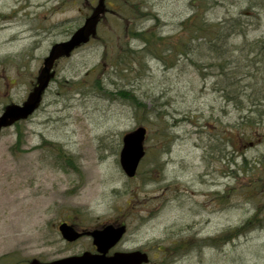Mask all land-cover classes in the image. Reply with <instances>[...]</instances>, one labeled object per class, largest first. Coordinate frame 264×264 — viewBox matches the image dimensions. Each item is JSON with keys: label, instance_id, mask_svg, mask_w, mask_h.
<instances>
[{"label": "rangeland", "instance_id": "1", "mask_svg": "<svg viewBox=\"0 0 264 264\" xmlns=\"http://www.w3.org/2000/svg\"><path fill=\"white\" fill-rule=\"evenodd\" d=\"M87 1L0 0V115L29 101L51 47L89 17ZM93 1L88 43L55 56L37 111L0 132V264L90 251L88 236L62 240L63 222L77 230L124 224L110 253L140 250L148 264H264V127H240L243 112L213 87L217 72L203 69L202 77L174 53V45L190 42L181 24L194 12L191 0H105L102 9ZM216 1L208 22L237 16L247 4ZM247 15L246 36L228 42L238 54L264 35V15ZM144 30L168 42L169 52L142 51L134 37ZM124 47L141 51L139 61H119ZM238 54L231 57L237 68ZM237 77L240 86L253 83ZM119 90L133 91L143 107L136 112ZM140 126L146 153L128 179L121 139Z\"/></svg>", "mask_w": 264, "mask_h": 264}, {"label": "trees", "instance_id": "2", "mask_svg": "<svg viewBox=\"0 0 264 264\" xmlns=\"http://www.w3.org/2000/svg\"><path fill=\"white\" fill-rule=\"evenodd\" d=\"M190 5L191 9H194V12L181 24V29L186 32V38L190 42L174 45V53L179 55V58H187L202 77L207 75L202 71L203 69L213 68V71L217 72L215 74L216 81L213 83L214 89L221 93L222 99L233 104L237 110L243 112L239 117L241 119L239 126L253 131V133L258 132L262 126L264 127V35L253 41H246L241 44L239 46V54L231 48L228 42L234 36L241 35L243 38L246 36V27L249 21L245 19L252 17L247 15L248 13L254 11L256 16L260 14L264 15V0H247L244 12H241L237 16L224 17L222 20L215 22H208L206 14L219 6L218 1L191 0ZM134 38L144 43L142 48L144 52L159 55L160 57L164 56L163 53L165 51L169 52L168 42L152 34L150 30L137 32ZM197 41H199L198 44L192 43ZM140 52L124 47L123 53L125 55L118 54L119 58L117 59L123 58L121 61L127 63L131 58L133 61L135 59L138 62L141 57ZM237 54L242 56L239 63L244 61L239 68L234 65L237 61L231 59V57ZM203 60H205V66L199 64ZM117 61L114 66L118 68L119 64ZM237 76H241L242 78L249 77L250 80H253V83L251 84L249 80L248 83L250 84L246 87L240 86ZM95 82L98 88H102V84L98 79ZM104 92L112 96V93L107 90ZM117 94L135 107L136 112L139 110V107H143L133 91L119 90ZM14 125L18 126L19 123H15ZM240 136H247V134L241 131ZM21 137V133L18 132V143L21 141ZM60 151L61 154L63 153V158L66 159L65 162L71 161L70 157L61 148ZM257 163L261 164L262 162L257 160ZM247 164L246 160L243 159L241 168L247 171ZM262 182V178H259L258 182L254 181L256 188H259V186L263 187ZM256 217L253 215L239 229L253 224L256 221L254 220Z\"/></svg>", "mask_w": 264, "mask_h": 264}, {"label": "water", "instance_id": "3", "mask_svg": "<svg viewBox=\"0 0 264 264\" xmlns=\"http://www.w3.org/2000/svg\"><path fill=\"white\" fill-rule=\"evenodd\" d=\"M103 2L104 0H100L98 4V7L101 9L103 8ZM96 15H92L90 18L86 19L84 24L76 29L68 40L51 47L48 56L43 61L44 72H42L41 77L43 81L41 82L40 80L33 95H29V101L21 105H8L4 108L0 115V132L15 122L28 119L37 110L41 102V96L50 81V70L48 65L57 54L67 57L75 49L88 43V26L96 20ZM145 137L146 129L143 127H138L124 134L122 137V147L119 152V165L128 179L135 177L138 165L145 155ZM58 231L61 238L68 243H73L84 235L89 236L92 240V245L95 247V253L84 252L78 256H70L48 263H42L33 259L30 261V264H147L149 262L147 254L139 250L114 252L108 255L109 251L121 242L124 237L126 232L124 225L108 224L99 229L78 232L67 223H62L58 226Z\"/></svg>", "mask_w": 264, "mask_h": 264}, {"label": "flooded vegetation", "instance_id": "4", "mask_svg": "<svg viewBox=\"0 0 264 264\" xmlns=\"http://www.w3.org/2000/svg\"><path fill=\"white\" fill-rule=\"evenodd\" d=\"M87 2H88V1H87ZM88 3H89V6L91 7V12H92V11H93V7H94V6H93L94 1H93V0H89ZM91 12H90V13H91ZM94 251H95V249H94V247H92V249L90 250V252H94Z\"/></svg>", "mask_w": 264, "mask_h": 264}]
</instances>
